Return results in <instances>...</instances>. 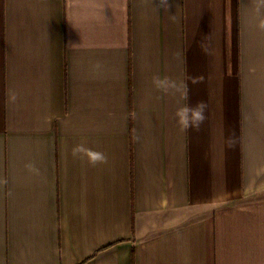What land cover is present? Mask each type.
Returning a JSON list of instances; mask_svg holds the SVG:
<instances>
[{
    "label": "crops",
    "instance_id": "crops-1",
    "mask_svg": "<svg viewBox=\"0 0 264 264\" xmlns=\"http://www.w3.org/2000/svg\"><path fill=\"white\" fill-rule=\"evenodd\" d=\"M261 20L260 0H0V264H264Z\"/></svg>",
    "mask_w": 264,
    "mask_h": 264
},
{
    "label": "clouds",
    "instance_id": "clouds-1",
    "mask_svg": "<svg viewBox=\"0 0 264 264\" xmlns=\"http://www.w3.org/2000/svg\"><path fill=\"white\" fill-rule=\"evenodd\" d=\"M260 4L264 6V0H260ZM260 27L264 29V20H261ZM154 82L158 87H163L165 91H168L169 88H176L175 82L169 81L167 77L164 78L163 82H161L159 78H155ZM193 82L196 83L198 81L194 80ZM185 99H187V92H185ZM206 108L207 105L203 100L198 101L195 105L185 104L178 108L175 113L177 122L185 130L189 128L199 130L201 124H203L206 119ZM73 156L87 159L88 163L92 165L105 163L107 161V157L104 153L87 148L83 143L73 148Z\"/></svg>",
    "mask_w": 264,
    "mask_h": 264
}]
</instances>
